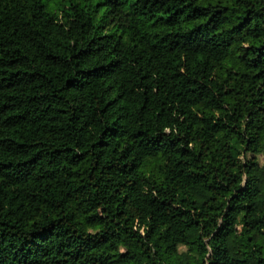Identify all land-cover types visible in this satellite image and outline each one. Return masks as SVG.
Wrapping results in <instances>:
<instances>
[{
  "label": "trees",
  "instance_id": "1",
  "mask_svg": "<svg viewBox=\"0 0 264 264\" xmlns=\"http://www.w3.org/2000/svg\"><path fill=\"white\" fill-rule=\"evenodd\" d=\"M0 264H264V0H0Z\"/></svg>",
  "mask_w": 264,
  "mask_h": 264
}]
</instances>
